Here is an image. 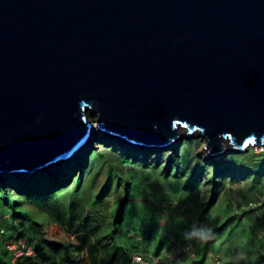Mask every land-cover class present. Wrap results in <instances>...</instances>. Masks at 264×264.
Wrapping results in <instances>:
<instances>
[{
  "label": "water",
  "instance_id": "1",
  "mask_svg": "<svg viewBox=\"0 0 264 264\" xmlns=\"http://www.w3.org/2000/svg\"><path fill=\"white\" fill-rule=\"evenodd\" d=\"M88 113L159 146L264 144V0H0V170L65 157Z\"/></svg>",
  "mask_w": 264,
  "mask_h": 264
},
{
  "label": "rangeland",
  "instance_id": "2",
  "mask_svg": "<svg viewBox=\"0 0 264 264\" xmlns=\"http://www.w3.org/2000/svg\"><path fill=\"white\" fill-rule=\"evenodd\" d=\"M88 117L87 144L70 159L31 174L0 173V264L40 239L67 245L70 264H91L79 236L99 251L104 243L120 245L166 264L173 256L174 264H208L207 249L222 264L264 261L250 254L264 239V226L250 222L263 216L248 215L264 212V144L213 155L189 136L150 149L98 129L97 116ZM60 256L53 254L57 264Z\"/></svg>",
  "mask_w": 264,
  "mask_h": 264
},
{
  "label": "trees",
  "instance_id": "3",
  "mask_svg": "<svg viewBox=\"0 0 264 264\" xmlns=\"http://www.w3.org/2000/svg\"><path fill=\"white\" fill-rule=\"evenodd\" d=\"M256 209H260V207L257 206ZM260 215H262V218L264 219V212L262 214H259V218H261ZM79 241L82 246H85L91 264L129 263L130 253L128 254L120 245H115L107 248L108 244L104 243L100 245L99 251V248L95 247V245L97 244L92 243L88 237L79 236ZM31 249L32 255H24L22 257H18L10 264H57L54 261L53 254L58 252V250L61 251L60 258L63 260L62 264H70L69 262L72 261L68 256L67 245L50 242L46 239H40L37 243L31 246ZM262 259L264 260V258Z\"/></svg>",
  "mask_w": 264,
  "mask_h": 264
},
{
  "label": "bare ground",
  "instance_id": "4",
  "mask_svg": "<svg viewBox=\"0 0 264 264\" xmlns=\"http://www.w3.org/2000/svg\"><path fill=\"white\" fill-rule=\"evenodd\" d=\"M87 115V114H86ZM96 115V114H95ZM86 120L90 123V119H89V117L88 116H86ZM90 127H91V125H90ZM99 129V128H98ZM184 129V128H183ZM173 131L175 132V133H177V135L176 136H174V139L173 140H171L170 142H168V144H173V143H175V142H177V141H179V140H181V139H186V138H190L189 136H198V137H200L201 138V140H202V144H201V147L203 148V146H204V148L206 149V150H208L210 147L206 144V142H207V140L209 139L205 134H203V135H200V134H196V133H194V132H191V133H189V132H187L185 129L184 130H182V128H180L179 126H177V127H175V128H173ZM189 134H191V135H189ZM196 134V135H195ZM122 135V134H121ZM112 136H115V137H117L116 135H112ZM119 137V136H118ZM117 137V138H118ZM88 136L86 135V138L79 144V145H77L74 149H73V151L72 152H70L68 155H66L65 157H63V158H60V159H57V160H55L54 162H52V163H50V164H48V165H46V167H50L53 163H58V162H61V161H65V160H67V159H70L73 155H74V153H76V151H78V149L81 147V146H83V144L86 142V144H87V140H88ZM120 138V137H119ZM126 138H127V136H126ZM128 140H131V141H134V142H138V143H141V142H143V143H145V144H140V145H136L135 143H133V142H131V144H134V145H136V146H139V147H144V148H154V147H157L158 146V144L157 143H159V141H142L141 139H139L138 137H136V136H134V135H131L130 137L128 136ZM217 140H218V143H219V145H220V147L222 148L221 150H220V152L222 153L223 151H225V149H227V148H232V143H230V142H227V140H225V139H222V138H217ZM182 142V141H181ZM151 143H154V145L155 146H153V144H151ZM85 145V144H84ZM263 145V144H262ZM249 146H254V147H256L255 146V143L254 142H251L250 143V141H247L246 142V144H244L242 147V149H245L246 147L248 148ZM259 146H261V145H259ZM162 147V146H161ZM236 146H233V149L235 148ZM237 148V147H236ZM206 152H208V151H206ZM258 152V151H257ZM208 153H210V152H208ZM207 153V154H208ZM215 155H217V152H215L214 153ZM213 154V155H214ZM45 167V166H44ZM42 170H43V168H42ZM4 171V170H3ZM36 171V170H35ZM2 172V170H0V173ZM34 172V171H33ZM38 172V171H37ZM22 174H25V173H27L28 174V172H25V171H22L21 172ZM21 173H19V174H21ZM30 173V172H29ZM32 173V172H31ZM30 173V174H31Z\"/></svg>",
  "mask_w": 264,
  "mask_h": 264
},
{
  "label": "built area",
  "instance_id": "5",
  "mask_svg": "<svg viewBox=\"0 0 264 264\" xmlns=\"http://www.w3.org/2000/svg\"><path fill=\"white\" fill-rule=\"evenodd\" d=\"M171 204L174 206L177 205L176 202H172ZM137 232H142V230L137 229ZM189 252H190V250H189ZM21 255H23V256L24 255H32V249L27 248V249H25V251L16 250L14 252V256H13L12 260L14 258L20 257ZM190 255L193 256L192 253ZM176 259H177L176 256H175V258L173 256L172 260H176ZM169 263L172 264L171 261H169ZM128 264H166V263L163 262L162 258L157 256V255H153V254L148 253L146 251H140L138 249H133L130 252V260H129ZM208 264H222V263H221V260L219 259V256L215 252H210ZM260 264H264V261L260 262Z\"/></svg>",
  "mask_w": 264,
  "mask_h": 264
},
{
  "label": "crops",
  "instance_id": "6",
  "mask_svg": "<svg viewBox=\"0 0 264 264\" xmlns=\"http://www.w3.org/2000/svg\"><path fill=\"white\" fill-rule=\"evenodd\" d=\"M249 215V217H250V215L253 217V215H254V217L255 218H259V213H255V212H252V213H249L248 214ZM247 215V216H248ZM254 218V219H255ZM251 223H254V228H260L259 226H261V227H263L264 226V222H250V224ZM264 228V227H263ZM208 251H212V252H214V251H216V250H213V249H207V251H206V254L208 253ZM250 254H252L253 256H251V258H253V257H256V256H258V257H260V258H264V239L262 240H260V242H259V245L258 246H254V247H251V252H250ZM154 255H157V254H154ZM174 258H175V256H174ZM177 258V257H176ZM172 262V264H174V263H176V262H178V258L176 259V260H172L171 261ZM203 264H205V263H203Z\"/></svg>",
  "mask_w": 264,
  "mask_h": 264
},
{
  "label": "clouds",
  "instance_id": "7",
  "mask_svg": "<svg viewBox=\"0 0 264 264\" xmlns=\"http://www.w3.org/2000/svg\"><path fill=\"white\" fill-rule=\"evenodd\" d=\"M201 232L208 233V232H210V229H202Z\"/></svg>",
  "mask_w": 264,
  "mask_h": 264
}]
</instances>
